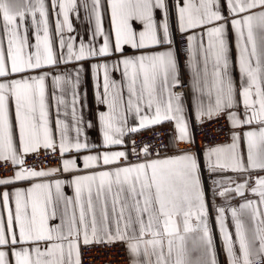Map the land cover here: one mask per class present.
Wrapping results in <instances>:
<instances>
[{
	"label": "snow or ice",
	"instance_id": "6c2138e0",
	"mask_svg": "<svg viewBox=\"0 0 264 264\" xmlns=\"http://www.w3.org/2000/svg\"><path fill=\"white\" fill-rule=\"evenodd\" d=\"M101 3L91 0V39L77 44L76 37L65 38L73 31L69 15L77 0H52L62 13L55 22L56 47L45 0H0V162L14 166L12 176L0 177V186L29 184L0 191V264H82L81 246L118 241L126 243L133 264H219L209 210L216 198L227 201L249 191L258 200L227 209L234 232L228 230L225 207L215 208V221L228 264H264V175H254L264 172V0H184L183 5L175 0L177 32L203 30L186 37L196 116L211 120L227 112L233 129L230 144L204 151L203 170L191 147L195 139L185 118L184 94L174 91L182 84L166 0H105L111 13L107 33ZM29 13L34 44L23 24ZM229 26L238 50L239 89L232 76ZM97 36L103 37L98 47ZM152 48L163 50L148 51ZM89 60L97 61L91 64L97 104L106 106L95 113V123L86 119L81 104L86 99L79 91L83 65L74 75L45 70ZM50 76L61 90L54 122L46 86ZM237 96L243 119L229 111L239 106ZM60 106L71 125L59 118ZM166 122H174V140L163 149L130 139ZM94 127L99 145L86 134ZM125 137L131 145L127 151L110 150L125 146ZM42 150L58 153L60 166L25 165L29 155L39 157ZM72 152L88 154L64 158ZM130 155L138 159L130 161ZM57 173L70 178L48 179Z\"/></svg>",
	"mask_w": 264,
	"mask_h": 264
},
{
	"label": "crops",
	"instance_id": "0c3cea01",
	"mask_svg": "<svg viewBox=\"0 0 264 264\" xmlns=\"http://www.w3.org/2000/svg\"><path fill=\"white\" fill-rule=\"evenodd\" d=\"M88 4V8L86 9L84 7V3ZM223 2V0H222ZM166 3L168 5L169 8V19H170V24L172 26V31L175 37H177V35H181L177 32L176 30V7H175V0H166ZM184 0H180V4L183 5ZM45 4L47 7V13H48V22H49V31H50V35L53 38V43L54 46L58 47V36L55 32V22L57 19H61L62 20V13L60 12V9L58 7H53L52 6V0H45ZM101 12L103 14V30L107 33L110 31L111 29V13H110V8H107V10H105V0H102L101 3ZM59 14V15H58ZM91 0H77V7L76 9H74L73 11L70 12L69 15V19L70 22L72 24V28L73 31L72 32H65V38L68 35L74 36L76 37V42L77 44L79 43V41L81 39H83L86 43L91 39V33H92V29L95 26V22H94V18H91ZM160 13L159 11H157V16L159 17ZM40 19L39 13L37 14V20ZM23 24L25 26L29 27V31H28V41L29 44H34L35 43V31H34V26H32V18H31V14L29 13L27 15V17L25 18V20L23 21ZM2 25H3V19H2V15H0V34H2L3 29H2ZM203 31L202 29H195V30H191L188 33H185L187 36L188 35H192L195 34L197 32ZM182 34V35H185ZM41 35H43V32L41 31ZM205 43L207 42V37L205 36ZM228 40H229V44L231 46V65H232V76L234 78L235 81V86L237 89L240 88V73H239V68H238V50L235 46V33L234 31L231 29V27L229 26V32H228ZM103 43V37L102 36H97L96 37V45L97 47L100 46ZM5 44H6V38H5ZM178 48V46H177ZM163 50L161 48H152V49H148V51H160ZM66 51V50H65ZM127 52L129 55L132 54H138L136 53V50L134 49H127ZM189 58V55H188ZM197 59H200V54L199 51L197 52ZM96 60H89V61H82V62H72L69 63L67 65L64 64H60L57 68H55L54 70L52 68H48L45 69L46 71H50L53 73V75L55 74H59L65 70H71L73 72V75L75 74V70L80 68L81 64L83 65V71L81 74V84H80V89L79 91L81 92V95H83L84 93H86V99L81 100V104L84 105V110L86 112V119L88 120H92L93 123H95L94 120V116L95 113L97 111H104L106 110V106L104 105H98L97 101H96V97H95V78L93 75V71L91 68V64L96 63ZM179 64H180V58H179ZM185 71V75H186V79H188L189 83L191 80V70L189 67V59L186 62V64H184V69ZM179 73H180V80L182 77V71H180V65H179ZM34 75L36 73H33ZM113 76L115 79L119 80L120 79V73L119 72H115L113 73ZM46 86H47V90L50 96V119L54 122L57 119V106H56V102H55V96L56 95H60L61 94V90L59 87H57L53 81L51 76L48 78V80L46 81ZM64 96L66 100L71 99V89L69 85H65L64 86ZM175 91V90H174ZM196 95V93L193 92L192 87L190 89V100L185 99L184 97V104H185V108H186V113H185V118L189 123V126L191 128V131L193 133V128L194 125L197 123H201V119H203V121H207L208 119L206 118H200L198 119L196 116V105H195V100H194V96ZM237 100L239 102V106L233 109H230L229 111H236L240 114L241 119H243V112H244V108H243V103H242V97L237 96ZM221 115L226 116L227 118V112L222 113ZM220 115V116H221ZM60 119H65L67 120V122L71 125L72 121L70 116H65V108L63 106H60V115H59ZM228 120V119H227ZM164 124H169L173 127V134H172V139L171 142L174 140V122H166ZM163 125V124H162ZM162 125L159 126H155L153 128H157L160 127ZM253 127H255V125H253ZM232 129V128H231ZM248 128H238L235 129V131H240V132H244L247 131ZM147 131V130H146ZM233 131V129H232ZM86 134L89 137V141L93 144L99 145L101 143V135L99 133L98 127H94L91 129H86ZM137 135V134H136ZM136 135H133L130 137V139L132 140ZM170 142V143H171ZM232 141L228 142L227 144H230ZM224 144V145H227ZM218 146V145H216ZM214 146V147H216ZM222 146V145H219ZM130 147V143H129V137H125V146H114L112 147L110 150L111 151H127L128 148ZM181 148L183 147H187V145L181 144L180 145ZM245 147V141L242 139L241 140V149L244 150ZM208 148H212V147H208ZM207 149V148H206ZM204 148L203 152L198 156H200L201 160H202V170H203V153L206 150ZM99 151H105V150H109V149H104V148H100L98 149ZM174 150V149H171ZM88 154L87 152H82V153H66L64 155L65 159H70L74 156L78 157V156H82V155H86ZM129 160H130V156H129ZM131 161V160H130ZM135 162V161H134ZM61 161H59V163L55 164V165H49L46 167H43L44 169L47 168H57L60 166ZM77 163L80 164L81 161L79 159H77ZM40 169V168H39ZM75 174H83L81 173H75ZM13 175V174H12ZM10 175V176H12ZM228 175H231V173H228ZM254 175H264V172H257L254 173ZM8 177V176H7ZM70 176L68 173H57L55 176L53 177H49L48 179H62V180H67L69 179ZM29 184L27 182H18L16 184L13 185H9L7 187H3L0 186V191H10L13 192L16 188H26L28 187ZM63 191L65 192V194L71 196L72 193V189L68 186L65 185L63 187ZM245 199H250V200H258V196L254 193L249 192H245L244 197H239L237 196L235 199H229L227 201L221 199V198H216L213 201L212 207L209 210V214H210V224H211V229H212V234L215 240V245H216V251H217V255H218V260H219V264H228L227 261V256L226 253L223 251L222 248V238H221V234L219 232V226L215 221V208L217 207H225L226 209V213L225 215L228 217L227 219V227L229 231H233L234 232V227H233V223L231 220V216L230 213L227 211V209L231 206V207H238L241 203L244 202ZM5 214H6V210H5ZM51 223H59V220H54ZM235 239V237H233ZM125 243V242H124ZM126 244V243H125ZM127 246V245H126ZM128 250V255H129V260L127 263H117V264H133V257L132 255H130L129 249ZM10 259H14L12 257H10Z\"/></svg>",
	"mask_w": 264,
	"mask_h": 264
},
{
	"label": "built area",
	"instance_id": "2783aa9c",
	"mask_svg": "<svg viewBox=\"0 0 264 264\" xmlns=\"http://www.w3.org/2000/svg\"><path fill=\"white\" fill-rule=\"evenodd\" d=\"M187 35H177L178 53L180 58V71H182L181 84L182 87L174 89L177 92H182L183 97L190 100L191 85L186 79L184 64L188 61V44L186 41ZM173 127L169 124H163L157 128H151L147 131H142L137 134L132 140L137 145L142 143H149L153 147H159L161 149L167 147L172 139ZM232 129L226 116L221 115L218 118L203 121V123L195 124L193 128V136L195 144L191 147L197 154H201L204 148L214 147L216 145H224L231 140ZM131 147V145H130ZM139 151V149H137ZM174 150L169 148L168 155H171ZM161 152V155H164ZM137 157L130 155V160L135 161ZM60 156L57 153L53 155L45 154L41 151L39 157L29 155L26 158L25 165L27 167H35L37 169L43 168L49 165H55L59 163ZM14 172V166L11 164H4L0 162V177H7ZM82 264H117L127 263L129 260L127 246L124 242H114L112 244H99L90 246H81Z\"/></svg>",
	"mask_w": 264,
	"mask_h": 264
}]
</instances>
